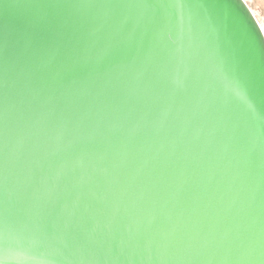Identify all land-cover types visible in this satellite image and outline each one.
<instances>
[{
	"label": "water",
	"instance_id": "water-1",
	"mask_svg": "<svg viewBox=\"0 0 264 264\" xmlns=\"http://www.w3.org/2000/svg\"><path fill=\"white\" fill-rule=\"evenodd\" d=\"M0 264H264L245 0H0Z\"/></svg>",
	"mask_w": 264,
	"mask_h": 264
},
{
	"label": "rangeland",
	"instance_id": "rangeland-1",
	"mask_svg": "<svg viewBox=\"0 0 264 264\" xmlns=\"http://www.w3.org/2000/svg\"><path fill=\"white\" fill-rule=\"evenodd\" d=\"M259 24L264 27V0H245Z\"/></svg>",
	"mask_w": 264,
	"mask_h": 264
},
{
	"label": "bare ground",
	"instance_id": "bare-ground-1",
	"mask_svg": "<svg viewBox=\"0 0 264 264\" xmlns=\"http://www.w3.org/2000/svg\"><path fill=\"white\" fill-rule=\"evenodd\" d=\"M260 26H261V28H262V30H263V32H264V27L260 24Z\"/></svg>",
	"mask_w": 264,
	"mask_h": 264
}]
</instances>
